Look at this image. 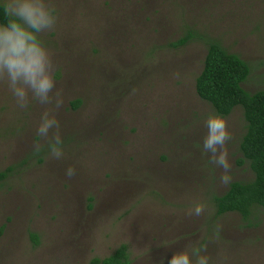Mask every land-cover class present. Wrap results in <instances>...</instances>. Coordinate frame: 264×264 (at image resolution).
Masks as SVG:
<instances>
[{"label": "rangeland", "instance_id": "374dc122", "mask_svg": "<svg viewBox=\"0 0 264 264\" xmlns=\"http://www.w3.org/2000/svg\"><path fill=\"white\" fill-rule=\"evenodd\" d=\"M52 3L55 29L39 38L64 101L55 113L64 155L53 159L37 135L46 106L30 99L21 109L0 82V172L9 169L0 182V264H89L120 245L129 264H168L178 252L195 264L194 248L209 264H264L263 214L248 223L216 214L213 199L228 185L203 150L214 111L195 92L208 39L248 65L246 92L264 90V0ZM224 119L231 182H250L248 163H238L241 108ZM197 203L204 212L189 215Z\"/></svg>", "mask_w": 264, "mask_h": 264}, {"label": "clouds", "instance_id": "9594fccd", "mask_svg": "<svg viewBox=\"0 0 264 264\" xmlns=\"http://www.w3.org/2000/svg\"><path fill=\"white\" fill-rule=\"evenodd\" d=\"M0 9L6 23L0 24V82L15 98L21 109L29 107L30 99L46 106L41 114L37 135L48 141L50 156L60 160L64 153L60 134L61 125L55 115L63 106L62 94L56 88L54 79L56 65L52 55L39 38L41 33L52 31L57 23L55 4L52 0H0ZM207 134L203 137V150L209 154L212 164L221 168L220 184L227 186L232 181L231 164L228 158L227 142L232 139L227 121L214 112L205 121ZM34 153L42 150L40 144L33 145ZM65 176L72 179L76 170L65 169ZM205 205L197 203L189 215L199 217ZM206 251V248L203 249ZM195 264H209V258L194 248ZM168 264H193L187 252L171 256Z\"/></svg>", "mask_w": 264, "mask_h": 264}, {"label": "trees", "instance_id": "16d2710c", "mask_svg": "<svg viewBox=\"0 0 264 264\" xmlns=\"http://www.w3.org/2000/svg\"><path fill=\"white\" fill-rule=\"evenodd\" d=\"M4 23L6 19L0 9V24ZM190 38L188 33L169 46L180 47ZM249 73L248 65L237 55L227 52L218 41L208 39L203 66L195 79L196 95L216 114L224 118L236 107L242 110L245 133L239 143L242 160L238 163H248L253 179L246 183L231 182L222 195L214 197L213 203L217 215L235 213L247 223L253 215L264 216V90L248 93L241 87ZM79 103L75 101L72 106L76 108ZM8 172L9 169L0 172V182ZM2 230L3 226L0 234ZM89 264H129L127 248L120 245L110 256L94 258Z\"/></svg>", "mask_w": 264, "mask_h": 264}]
</instances>
